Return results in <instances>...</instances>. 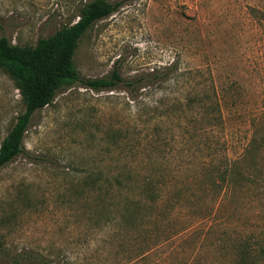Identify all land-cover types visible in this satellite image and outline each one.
<instances>
[{"label": "rangeland", "instance_id": "rangeland-1", "mask_svg": "<svg viewBox=\"0 0 264 264\" xmlns=\"http://www.w3.org/2000/svg\"><path fill=\"white\" fill-rule=\"evenodd\" d=\"M87 1L0 0V37L35 45L78 21ZM259 1L125 0L86 32L75 55L82 78L106 77L117 68L127 82L143 81L133 89L128 83L100 91L65 86L34 113L23 152L0 169V264H11L5 254L28 250L57 260L69 254L74 264H235L238 239L264 245V22L246 7ZM200 64L211 69L222 96V152L248 176L215 203L210 238L150 245L135 255L142 241L108 228L86 234L106 209L96 205L100 194L106 203L109 190L121 200L116 176L128 177V163L163 176L167 193L179 194L169 225L182 228L197 210H213L204 168L214 157L204 121L188 101L196 90L189 70ZM172 65L179 67L172 79L152 85L154 74ZM211 73L201 76L208 85ZM158 98L165 104L155 109ZM25 109L15 80L0 71V146ZM253 136L257 143L244 159ZM88 173L97 181L86 186Z\"/></svg>", "mask_w": 264, "mask_h": 264}, {"label": "trees", "instance_id": "trees-1", "mask_svg": "<svg viewBox=\"0 0 264 264\" xmlns=\"http://www.w3.org/2000/svg\"><path fill=\"white\" fill-rule=\"evenodd\" d=\"M125 3V0H89L81 8L79 20L71 25L58 29L48 37H42L35 45H18L8 37H0V71L8 73L16 82L17 88L26 104V109L19 114L13 128L3 139L0 146V169L20 155L24 150V138L34 113L51 104L58 90L65 86L81 83L86 88L97 91L113 90L121 83H128L133 89L141 84L142 78L128 82L115 68L109 76L100 78H82L76 65L75 55L80 41L86 32L99 20L112 15ZM247 13L250 17L264 22V2L247 3ZM2 25L0 24V31ZM178 66L165 68L164 72L154 74L152 85H164L172 79ZM208 69L205 64L196 65L189 73L196 79V90L190 95L188 101L196 107L205 126L202 128L207 135V148L211 151L213 161L205 165V179L213 189L214 204L212 211L202 213L199 210L192 214L187 226L176 228L168 224L173 209L179 204V194L167 193L169 181L156 174H144L134 164L128 163V177L116 176L118 194L121 200H114L117 196L109 190L111 201L104 202V195L99 196V207L106 208L96 222L92 225L88 235L95 233L101 235L102 229L112 230L116 237H128L132 241H142L143 246L135 251V255H145L150 245H157L168 241L207 240L213 230V222L218 219V210L215 203L221 199L223 192L230 185L248 178L241 169L238 160L230 163L223 151V144L219 139L217 128H225L223 100L211 73V85L202 77L206 76ZM184 72L178 74L183 77ZM202 84H204L202 86ZM160 87V86H159ZM132 91V90H131ZM134 97V96H132ZM133 101L135 98H132ZM138 100H136L137 102ZM165 104L164 98L155 99L153 108L160 109ZM130 105V103H129ZM140 106V105H137ZM199 122V119L197 120ZM257 138L254 136L246 145L245 153L255 147ZM128 147H131L128 141ZM131 150V149H129ZM94 174L84 176V184L96 182ZM137 176V177H134ZM101 189V188H100ZM108 196V195H107ZM217 205V204H216ZM167 228H164L167 226ZM223 243L225 240L223 238ZM235 249V264H262L260 258L264 257V245L255 238H241L233 243ZM0 250H3L0 248ZM11 264H74L76 261L67 254L63 260L53 258V255L24 251L21 253L5 254ZM52 257V258H50ZM264 259V258H263ZM72 260V261H71Z\"/></svg>", "mask_w": 264, "mask_h": 264}]
</instances>
